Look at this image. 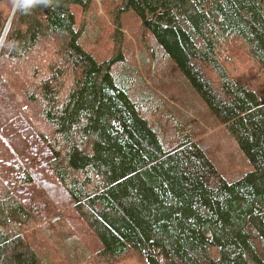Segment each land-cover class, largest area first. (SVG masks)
<instances>
[{
    "label": "trees",
    "instance_id": "16d2710c",
    "mask_svg": "<svg viewBox=\"0 0 264 264\" xmlns=\"http://www.w3.org/2000/svg\"><path fill=\"white\" fill-rule=\"evenodd\" d=\"M87 1L0 0V264H60L37 231L62 217L29 174L41 165L99 245L90 264H264V0L119 7L246 157L233 181L193 137L164 143L114 61L81 45L74 9Z\"/></svg>",
    "mask_w": 264,
    "mask_h": 264
},
{
    "label": "rangeland",
    "instance_id": "374dc122",
    "mask_svg": "<svg viewBox=\"0 0 264 264\" xmlns=\"http://www.w3.org/2000/svg\"><path fill=\"white\" fill-rule=\"evenodd\" d=\"M85 4L74 9L81 45L98 62L114 61L111 74L117 83L129 86L130 98L144 106L145 119L160 131L164 143L175 146L179 142L177 133L182 131L181 137H193L207 148L215 165L231 181L250 171L251 167L235 141L143 23L131 12L120 13L121 0H88ZM29 174L49 203L50 219L58 214L62 216L53 228L46 221L38 225L40 228L36 227L39 236L46 240L42 247L44 252L53 251L51 258L60 264H90L89 256L97 253L99 245L80 225L81 220L68 193L49 178L43 165L29 170ZM69 225L74 233L71 237H64L63 232ZM50 227L53 233L59 232L58 237L45 234V228ZM117 264L141 262L132 255Z\"/></svg>",
    "mask_w": 264,
    "mask_h": 264
},
{
    "label": "clouds",
    "instance_id": "9594fccd",
    "mask_svg": "<svg viewBox=\"0 0 264 264\" xmlns=\"http://www.w3.org/2000/svg\"><path fill=\"white\" fill-rule=\"evenodd\" d=\"M31 3V0H21L20 6L27 7Z\"/></svg>",
    "mask_w": 264,
    "mask_h": 264
}]
</instances>
